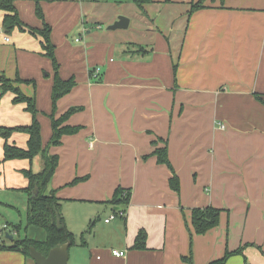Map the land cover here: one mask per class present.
I'll list each match as a JSON object with an SVG mask.
<instances>
[{
  "label": "crops",
  "instance_id": "crops-1",
  "mask_svg": "<svg viewBox=\"0 0 264 264\" xmlns=\"http://www.w3.org/2000/svg\"><path fill=\"white\" fill-rule=\"evenodd\" d=\"M100 1L14 0L23 28L8 43L0 37V77L34 81L16 86L34 101L45 152L0 163V198L11 204L22 195L26 211L23 172L37 174L43 154L56 156L46 193L74 238L67 264H209L239 249L226 264H264V0H108L107 26L129 19L116 31L101 29ZM199 1L203 8L190 13ZM44 24L59 78L74 81L54 110V68L42 38L28 32ZM137 47L148 53L131 55ZM13 97L0 100V127L30 125ZM70 109L60 128L77 131L48 146L52 112L58 120ZM27 140L14 133L8 143L26 148ZM159 150L168 164L158 163ZM118 188L127 205L111 203ZM207 207L221 210L219 223L196 235L191 211ZM116 213L124 216L105 222ZM140 231L145 248L133 250ZM12 238L0 243V264H34L8 249L20 240Z\"/></svg>",
  "mask_w": 264,
  "mask_h": 264
},
{
  "label": "trees",
  "instance_id": "trees-1",
  "mask_svg": "<svg viewBox=\"0 0 264 264\" xmlns=\"http://www.w3.org/2000/svg\"><path fill=\"white\" fill-rule=\"evenodd\" d=\"M135 3L138 7L149 3L151 0H130ZM14 0H0V11L6 14L3 17L1 26L4 28L5 32L8 34L15 28L22 29L23 25L20 22L17 11L13 5ZM202 2L199 1L191 6L190 13L202 9ZM41 10L36 4V15L41 17ZM28 32L33 36H40L43 40V51L44 56L47 57L51 62L55 71L53 78V85L51 89V103L53 110L55 109L56 102L62 96L68 94L74 87L73 79L63 81L58 76V63L54 54V46L51 45L49 34L50 28L48 25L44 24L42 30H35L32 28L28 29ZM133 46V45H132ZM148 51L142 47H137L136 51H133L131 55H145ZM124 54H130L129 52H124ZM17 84H32L34 81H22L16 79L15 81H10L4 77H0V100L6 93H12L14 95L12 99L13 104L23 103L25 105V111L31 115V123L28 126L19 127H0V138L3 141L2 151L3 156L0 160L1 162L11 161V160H28L31 162L35 156L45 151L42 149L41 138H40V127L36 120L37 110L34 106V101L32 98L24 96L19 90ZM258 100L261 97L255 95ZM73 109L68 110L61 118L58 120L54 119V114L52 112L51 118V129L52 135L48 143V146H57L60 143V139L63 135L73 134L77 131L75 128L62 127L60 125L65 119H67L72 113ZM14 133H22L28 136L26 143V148H19L13 144L8 143V140ZM157 156L158 163L168 164L166 160L165 150H159L154 152ZM44 156V167L43 170L37 174H34L31 170L24 171L23 174L28 181V185L19 191L26 195V211H25V224L27 227L32 226L40 228L45 232V239L43 241H35L24 237L20 240H13L12 246L8 247L10 250H19L29 258V248L33 247L36 251L42 255H47L50 249L57 247L63 243L70 242L74 245L73 235L63 226L62 228H57L55 225V212L59 214V202L55 197L53 192L49 194L46 193L47 186L52 178L55 169L57 167V157H45ZM172 189L177 190L176 178L171 179ZM36 190V193L33 191ZM129 195L121 189H116L114 197L111 201L113 205L128 204ZM221 210L212 207H207L205 209H193L191 211V226L193 232L196 235H204L208 231L215 228L219 223ZM60 216V215H59ZM61 220V219H60ZM62 222V220H61ZM19 226H12L11 231L17 232ZM8 234L12 236V233ZM13 237V236H12ZM145 233L140 231L132 245L133 250H142L145 248ZM233 255H242V250L239 249L235 252H226L221 259L215 260L209 264H226L228 259ZM30 259V258H29Z\"/></svg>",
  "mask_w": 264,
  "mask_h": 264
},
{
  "label": "rangeland",
  "instance_id": "rangeland-1",
  "mask_svg": "<svg viewBox=\"0 0 264 264\" xmlns=\"http://www.w3.org/2000/svg\"><path fill=\"white\" fill-rule=\"evenodd\" d=\"M111 2H109L108 0L105 2V0H101L100 2L97 3V7H96V13L99 14L98 16L100 17L101 22L100 23V27L102 30H106L107 25L105 24V17L107 18V13L111 7ZM103 19V20H101ZM76 37L78 38L79 36L76 35ZM13 198V201L11 204H8V199L9 196H3L0 198V226L4 225L6 223H9L10 226H19V229L17 232H15L14 234H12V236H14L16 239H22L24 237H27L28 239H43L45 236V232L40 229V228H36V227H32L29 226L27 227L25 224V201L24 199H22V195H16L15 197H11ZM24 198V196H23ZM11 226V227H12ZM2 227V226H1ZM0 227V230H1ZM2 240L4 241V243H8L9 240H6L4 238V236H2ZM40 241V240H38Z\"/></svg>",
  "mask_w": 264,
  "mask_h": 264
},
{
  "label": "water",
  "instance_id": "water-1",
  "mask_svg": "<svg viewBox=\"0 0 264 264\" xmlns=\"http://www.w3.org/2000/svg\"><path fill=\"white\" fill-rule=\"evenodd\" d=\"M129 19L124 16H118L116 20L107 26L108 31L126 30L128 28ZM36 193V190L33 191ZM55 225L57 228H62L64 225L60 220L58 212H55ZM5 239L11 241L13 238L5 234ZM71 243L66 242L49 250L47 255H42L33 247L29 248V258L34 264H67L69 258V248Z\"/></svg>",
  "mask_w": 264,
  "mask_h": 264
},
{
  "label": "built area",
  "instance_id": "built-area-1",
  "mask_svg": "<svg viewBox=\"0 0 264 264\" xmlns=\"http://www.w3.org/2000/svg\"><path fill=\"white\" fill-rule=\"evenodd\" d=\"M0 37L3 39V41H4L5 43L10 42V38H9L8 34L5 32V30H4V28H3L2 26H0ZM75 41L78 42L79 39H76ZM99 77H100L99 69H94V70H92L91 78L96 80V79H99ZM123 216H124L123 213H116V214H114L113 216H111L108 220H105V222L107 223V222H109L110 220L115 219L116 217H119V218H120V217H123ZM10 231H11V230H10V228H8L7 225H3V226L1 227V230H0V243L2 242V236H4V238H5V234H9ZM11 233L13 234L12 231H11ZM111 253H112V255H113L114 257H117V258L122 257V254H121L119 251H117V250H112Z\"/></svg>",
  "mask_w": 264,
  "mask_h": 264
}]
</instances>
